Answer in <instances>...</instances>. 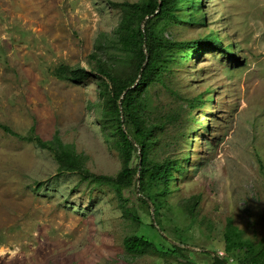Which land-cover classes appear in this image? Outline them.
<instances>
[{
    "label": "rangeland",
    "instance_id": "obj_1",
    "mask_svg": "<svg viewBox=\"0 0 264 264\" xmlns=\"http://www.w3.org/2000/svg\"><path fill=\"white\" fill-rule=\"evenodd\" d=\"M139 1L0 0V264H212L215 253L226 256L228 218L245 237H264V0H201L199 11L183 6L164 30L176 41L214 33L235 57L202 46L186 60L179 49L147 87L153 119L166 122L154 156L184 166L159 214L139 198V175L122 188L82 181L1 126L58 134L93 173L115 176L124 157L97 66L134 73L117 30L127 3ZM64 66L88 74L64 79ZM132 234L169 250L131 254L124 239Z\"/></svg>",
    "mask_w": 264,
    "mask_h": 264
},
{
    "label": "trees",
    "instance_id": "obj_2",
    "mask_svg": "<svg viewBox=\"0 0 264 264\" xmlns=\"http://www.w3.org/2000/svg\"><path fill=\"white\" fill-rule=\"evenodd\" d=\"M200 1L142 0L127 3L128 8L117 31L120 46L125 51L126 58L133 64L134 73L122 78L102 62L97 66L101 77L105 78L102 80L105 87L102 93L107 95L109 100L105 107L106 113H111L117 118V147L124 157V167L115 176L93 173L86 165V155L79 153L74 145L65 143L58 134L51 139H44L35 126L30 127L26 134L16 132L6 125L1 126L18 138L34 142L52 152L58 162L59 172H77L82 181L122 188L130 187L134 177L139 175V198L146 204L151 202L156 214H159L165 203V196L171 191L175 171H183L184 166L174 156L166 155L160 159L154 156L160 143L159 133L164 131L166 122L160 118L153 119V113L149 109L147 87L151 82L161 80L167 65L174 60V53L179 49H183L182 56L186 60L202 46L220 49L227 56L235 57L231 44L224 46L222 40L214 33L189 41H176L164 36L166 26L171 19L178 16L176 12L179 9L185 6L199 11ZM192 17L196 19V16ZM86 74L88 73L85 69L80 67L64 66L59 69V76L73 81L83 79ZM121 116H126L127 120L122 121ZM167 117L169 120L170 116ZM128 121L132 123L139 141H134L126 131L127 128L123 127ZM137 150L139 162L131 166L133 154ZM133 219L140 221L138 216H133ZM151 226L153 227V224ZM224 240L226 256L215 253L212 264H264V237L257 241L245 237L232 218L227 219ZM124 245L131 254L167 249L150 234L126 236ZM170 246L174 255L186 256L178 244L170 243ZM229 256H234L236 263L230 262Z\"/></svg>",
    "mask_w": 264,
    "mask_h": 264
}]
</instances>
